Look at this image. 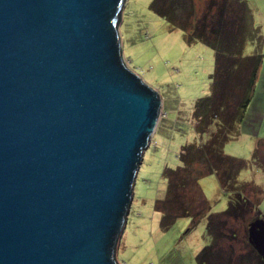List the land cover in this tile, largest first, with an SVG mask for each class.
<instances>
[{
    "label": "water",
    "instance_id": "95a60500",
    "mask_svg": "<svg viewBox=\"0 0 264 264\" xmlns=\"http://www.w3.org/2000/svg\"><path fill=\"white\" fill-rule=\"evenodd\" d=\"M126 0H0V264H121L162 110L123 55ZM248 240L264 261V219Z\"/></svg>",
    "mask_w": 264,
    "mask_h": 264
},
{
    "label": "rangeland",
    "instance_id": "374dc122",
    "mask_svg": "<svg viewBox=\"0 0 264 264\" xmlns=\"http://www.w3.org/2000/svg\"><path fill=\"white\" fill-rule=\"evenodd\" d=\"M152 1L126 0L120 25L127 65L159 92L162 110L135 177L132 202L119 241L117 258L121 264H198V253L212 241L207 217L203 216L195 223L190 217H179L167 229H163L161 213L155 208L154 202L166 193L163 168L179 164L178 153L182 145L202 139L196 126L197 120L193 116V107L198 99L210 93L215 54L203 42L193 40L192 37L190 39L188 29L173 25L166 17L157 14L150 7ZM160 1L163 5L170 4V0ZM180 1L183 8L187 7V2H192L198 24L201 20L208 24L215 16L218 17L216 6L225 1L229 9L228 16L236 15V27L241 29L244 53L262 55L256 91L264 96V0ZM182 13L186 11L182 9ZM173 20L179 23L177 16ZM225 29L228 30V27ZM261 105L262 101L258 99L255 106L259 109ZM254 130L253 126L249 129L250 133H254ZM228 144L232 145L226 146L224 152L236 155L239 144L235 139ZM243 151L239 153L243 154ZM253 160L258 161L257 157ZM249 165L240 174L246 172V180L257 182L262 169L256 164L252 168ZM198 185L212 212L227 209L228 198L220 190L215 175L199 178ZM197 206L199 208L202 205L200 203ZM250 213H246L244 218L239 216L240 220L232 224L230 218H236L229 217L231 225L219 228L225 234L220 236L224 237L220 238L224 239L221 241V247L224 248L229 247L226 232L234 230L238 233L239 239L232 242L237 253L233 257L249 249L245 240ZM229 251L217 250L218 256L223 259L221 264L225 263Z\"/></svg>",
    "mask_w": 264,
    "mask_h": 264
},
{
    "label": "trees",
    "instance_id": "16d2710c",
    "mask_svg": "<svg viewBox=\"0 0 264 264\" xmlns=\"http://www.w3.org/2000/svg\"><path fill=\"white\" fill-rule=\"evenodd\" d=\"M182 4L180 0H170L169 5L153 0L150 7L173 25L188 29L190 39L192 37L211 48L215 54L214 71L211 75L210 93L198 99L193 107V116L197 120L196 126L202 139L182 145L178 153L179 164L163 168L166 193L155 200L154 206L161 213L163 229H167L179 217H190L194 220L193 223L203 216L207 217L212 241L198 253V264H221L223 259L218 256L217 250H230L223 264H264L262 257L248 240L249 224L257 219H264L255 203L260 191L238 178L240 171L251 161L247 162L224 152L225 145L239 134L240 124L259 79L262 55L244 53L242 33L239 31L241 29L236 27V15L228 16L229 9L225 1L216 6L219 15L211 18L213 21L208 23L210 25L204 20L200 24L195 21L192 2H187L186 8ZM182 9L186 13H182ZM174 16L178 17V24L174 23ZM221 23L226 25L222 26ZM227 27L228 30L225 29ZM209 174L215 175L220 190L228 198V206L224 211L212 212L208 200L199 188V178ZM196 203H201L202 206L197 208ZM246 213H250L248 216L251 218L246 227L245 240L249 249L244 254L233 257L237 253L232 242L239 239L238 233L234 230L226 232L229 247L224 248L221 247L224 239H220L224 237L220 236L225 234L219 228L228 227L240 220L239 216L244 218ZM229 217L236 219L230 220ZM215 257L217 258L214 259Z\"/></svg>",
    "mask_w": 264,
    "mask_h": 264
},
{
    "label": "crops",
    "instance_id": "0c3cea01",
    "mask_svg": "<svg viewBox=\"0 0 264 264\" xmlns=\"http://www.w3.org/2000/svg\"><path fill=\"white\" fill-rule=\"evenodd\" d=\"M257 85L255 86V90L253 92L249 106L245 112L243 121L240 124L239 134L235 139L236 143L239 144L238 153H236L235 155L227 151V154L231 155L232 157L245 160L247 162L251 161V165H249L250 168H252V165L254 164L261 167L262 172L258 174L257 182L255 180H246L244 178L246 172H244L243 174L239 173L238 178L241 182H247L253 185V188H258V191H260V198H258V196L255 200V203L257 204L258 209L261 211L264 217V96L262 94H258V92L256 91ZM258 99H261L262 101V105L261 107H259V109L255 106ZM252 126L255 128L254 133H250L249 131V129H252ZM230 145L232 144L227 143L224 149H226V146L228 147ZM242 148L244 151L242 150ZM240 151H243L244 153L241 154L239 153ZM255 152L256 156H254ZM252 156L254 158L257 157L258 161H252ZM245 169H247V167H245Z\"/></svg>",
    "mask_w": 264,
    "mask_h": 264
}]
</instances>
